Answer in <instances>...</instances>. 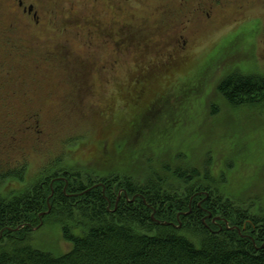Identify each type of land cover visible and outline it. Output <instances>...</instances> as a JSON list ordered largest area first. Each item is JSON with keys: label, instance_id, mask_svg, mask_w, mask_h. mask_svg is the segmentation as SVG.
<instances>
[{"label": "rangeland", "instance_id": "1", "mask_svg": "<svg viewBox=\"0 0 264 264\" xmlns=\"http://www.w3.org/2000/svg\"><path fill=\"white\" fill-rule=\"evenodd\" d=\"M22 1L31 15L13 0H0V100L17 111L10 123L11 136H17L11 168H26L25 182L15 188L28 185L52 160L105 172L126 168L127 157L145 167L152 157L153 163H169L184 155L200 169L210 161L227 195L264 210V103L231 107L217 94L232 61L213 71L217 57L211 58L227 47L205 54L217 38L212 23L182 17L180 0ZM106 23L112 32L119 24L124 33L141 28L122 56L115 55V38L101 36ZM187 37L206 50L170 54L169 41ZM159 40L170 44L157 46ZM202 60L201 74L195 68ZM114 61L119 65L113 68ZM150 66L160 74L137 84V67ZM24 97L27 104H14ZM29 237L27 245L55 257L71 249L56 224L33 229Z\"/></svg>", "mask_w": 264, "mask_h": 264}, {"label": "trees", "instance_id": "2", "mask_svg": "<svg viewBox=\"0 0 264 264\" xmlns=\"http://www.w3.org/2000/svg\"><path fill=\"white\" fill-rule=\"evenodd\" d=\"M217 91L231 107L253 105L264 78L233 75ZM182 156L145 167L127 157L105 172L52 160L20 188L25 165L0 170V264H264V210L227 195L210 161L200 169ZM53 224L67 253L26 244Z\"/></svg>", "mask_w": 264, "mask_h": 264}, {"label": "flooded vegetation", "instance_id": "3", "mask_svg": "<svg viewBox=\"0 0 264 264\" xmlns=\"http://www.w3.org/2000/svg\"><path fill=\"white\" fill-rule=\"evenodd\" d=\"M13 2L16 3L17 7L22 10L23 14L31 15V10L28 11V7H24L22 0H13ZM115 10H118V7L115 8L114 6L113 8V15L116 16ZM178 12L184 18H187L188 14H191L190 17L194 15L195 20H207L215 26L217 38L212 41L210 45L212 48L206 51L205 54L207 55L208 52L214 49L220 51L224 45L227 48L224 53L211 58V61H213V58L217 57L215 64L211 65L214 66L213 71H217L219 69V64H221L224 60L232 61L228 75H226L220 82L233 75L264 78V0H180ZM104 13L106 14V12ZM115 16L112 17V22L113 24L118 25V20L114 19ZM32 17L35 19L36 16L33 14ZM187 22L188 20L181 23L184 31L186 30L185 28L187 27ZM109 29L110 24L106 23L101 29V36L105 39L115 38L114 43L117 46V50L115 49L116 51H114L115 55L120 54V56H122L124 51L127 49V42H133L138 37L137 32L141 28H136L135 30H130L129 33H124L123 31L125 28H121V25L119 24V27L117 26L114 32ZM123 34H125L124 37L122 36ZM4 36L5 33L2 37ZM180 38H182V36ZM144 41L147 42L149 40L146 39ZM169 42L174 44L170 54L177 55L179 57L190 56L193 52L194 55H197L198 53L204 52L206 50L205 47L207 46L195 43L194 38L192 37L175 41H173L172 38ZM169 42L167 40H159L156 45L158 46L159 43H165V45H167L170 44ZM159 53L160 51L157 52V54ZM161 54L163 56L168 55L164 52H161ZM244 57L251 58L252 60L250 59L248 62L241 60L234 62V60H232L234 58ZM181 61H183V59ZM188 61L189 60L186 58L184 63H187ZM118 65V62L114 61L112 67L114 68ZM203 66L204 63L202 60V62L196 66L195 71L202 74L204 68ZM150 67L151 68L137 67V84H140V79H146L145 75L149 78L156 77L160 74L158 67ZM102 69L106 70L107 66L103 65ZM89 70L90 66L86 68L85 73ZM220 82L217 84V87ZM0 85L2 86V83H0ZM217 87V94L225 102L217 91ZM18 100L19 101L14 102V104L24 106L28 103L29 98L24 97L23 99L20 98ZM1 101L2 100H0V102ZM1 103L0 107L2 106L3 112L2 110L0 111L2 112V115H0V170H2L4 174H7V172L11 169V142L15 143L17 138L16 135L11 136L10 134V123L11 120L14 119L17 111L11 107H7L10 106V104ZM262 103H264V98L255 100L253 105H248L256 106ZM248 105L243 104L240 107ZM6 109L7 112H4ZM36 133L38 134L40 131H36ZM63 179V177L59 178V180ZM207 197L208 196L205 195V198Z\"/></svg>", "mask_w": 264, "mask_h": 264}, {"label": "water", "instance_id": "4", "mask_svg": "<svg viewBox=\"0 0 264 264\" xmlns=\"http://www.w3.org/2000/svg\"><path fill=\"white\" fill-rule=\"evenodd\" d=\"M31 9H32V7H28V11H30ZM48 211H49V210H48ZM48 211H47V212H48ZM47 212H46V213H47ZM46 213H44V214H46ZM214 220H219V218H215ZM177 228H179V225L177 226Z\"/></svg>", "mask_w": 264, "mask_h": 264}]
</instances>
